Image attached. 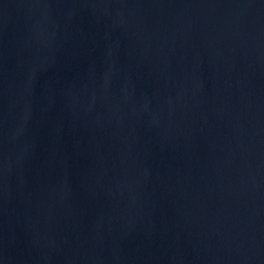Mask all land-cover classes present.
<instances>
[{
	"label": "water",
	"instance_id": "obj_1",
	"mask_svg": "<svg viewBox=\"0 0 264 264\" xmlns=\"http://www.w3.org/2000/svg\"><path fill=\"white\" fill-rule=\"evenodd\" d=\"M0 264H264V0H0Z\"/></svg>",
	"mask_w": 264,
	"mask_h": 264
}]
</instances>
